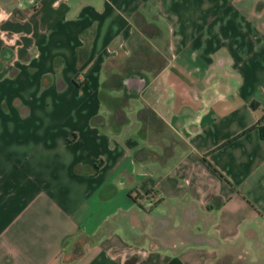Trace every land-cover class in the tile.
Returning a JSON list of instances; mask_svg holds the SVG:
<instances>
[{"label":"crops","instance_id":"crops-1","mask_svg":"<svg viewBox=\"0 0 264 264\" xmlns=\"http://www.w3.org/2000/svg\"><path fill=\"white\" fill-rule=\"evenodd\" d=\"M38 1L0 0V264H264V0Z\"/></svg>","mask_w":264,"mask_h":264},{"label":"rangeland","instance_id":"rangeland-1","mask_svg":"<svg viewBox=\"0 0 264 264\" xmlns=\"http://www.w3.org/2000/svg\"><path fill=\"white\" fill-rule=\"evenodd\" d=\"M36 3V8L28 4L29 10L34 12L39 8V1L35 0ZM5 5V4H4ZM3 4L0 5V13L4 15L5 12V7ZM8 6V5H7ZM152 30L146 28L147 33H153V38L152 40L153 43L146 42L147 45H141L139 47V50L136 51V72L138 74L139 79H141L140 82L145 83L147 81L148 84H145L146 86H142V89L139 91H145V93H149L152 95V93H155L156 89L154 86H151V83L156 85L157 80L160 75V71L162 69V66L166 63L167 61V53L165 51V46H164V37L160 36L161 32L159 31L158 25H153V23L150 21L148 25ZM142 27V25L140 26ZM11 38V37H10ZM9 38H6V41L10 43ZM135 78V77H134ZM136 79V78H135ZM145 89V90H144ZM151 199V204L154 203V199L152 194H148V199ZM153 199V200H152ZM156 203V201H155ZM230 256V257H229ZM214 264V262H212ZM216 264H245L242 259H236L234 254L231 255H224L220 260L217 261Z\"/></svg>","mask_w":264,"mask_h":264},{"label":"trees","instance_id":"trees-1","mask_svg":"<svg viewBox=\"0 0 264 264\" xmlns=\"http://www.w3.org/2000/svg\"><path fill=\"white\" fill-rule=\"evenodd\" d=\"M259 136L264 138V124H262V119L258 120L256 123ZM168 264H178L175 259H171Z\"/></svg>","mask_w":264,"mask_h":264},{"label":"built area","instance_id":"built-area-1","mask_svg":"<svg viewBox=\"0 0 264 264\" xmlns=\"http://www.w3.org/2000/svg\"><path fill=\"white\" fill-rule=\"evenodd\" d=\"M27 3H28L29 5H31V7L33 6L34 8H36L35 0H27ZM9 40H12V39L9 38Z\"/></svg>","mask_w":264,"mask_h":264}]
</instances>
